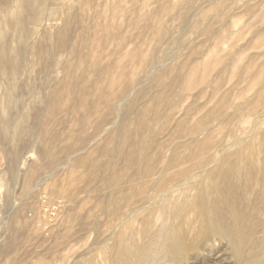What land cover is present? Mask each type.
Masks as SVG:
<instances>
[{
    "label": "rangeland",
    "instance_id": "obj_1",
    "mask_svg": "<svg viewBox=\"0 0 264 264\" xmlns=\"http://www.w3.org/2000/svg\"><path fill=\"white\" fill-rule=\"evenodd\" d=\"M0 31V264H264V0H0Z\"/></svg>",
    "mask_w": 264,
    "mask_h": 264
},
{
    "label": "bare ground",
    "instance_id": "obj_2",
    "mask_svg": "<svg viewBox=\"0 0 264 264\" xmlns=\"http://www.w3.org/2000/svg\"><path fill=\"white\" fill-rule=\"evenodd\" d=\"M8 1V0H7ZM17 2H19V4H21L22 6H26L27 3H30L31 0H17ZM106 20V19H105ZM139 26V25H138ZM19 27L18 30L20 31L21 29H23L22 26H17ZM11 51H12V40L9 36L3 34L2 31H0V73H3L5 75H11L12 73L15 72V68H14V62L11 60ZM22 52V51H21ZM85 52V51H84ZM86 54V53H85ZM131 55V60L132 59V52L129 54ZM100 59V58H99ZM19 68V67H18ZM114 71V70H112ZM116 72V71H115ZM121 72V71H120ZM122 75V74H121ZM117 76V75H116ZM119 76V75H118ZM123 76V75H122ZM111 82V81H110ZM113 83V82H112ZM114 84V83H113ZM0 122H2L3 124H5V120L2 118V116H0ZM5 128H7L6 124H5ZM48 128V127H47ZM8 129V128H7ZM6 129V130H7ZM6 133V131H5ZM65 134V133H64ZM9 136V134H8ZM248 137H250L249 135H247ZM14 137V135H13ZM64 137V136H63ZM52 139V138H51ZM65 140V139H64ZM74 154V153H73ZM71 163V162H70ZM30 169V168H29ZM76 169V168H75ZM33 177V175L31 176ZM29 178V177H28ZM214 184V183H213ZM216 184V183H215ZM72 186V185H71ZM75 186V185H74ZM77 186V185H76ZM80 186V185H79ZM124 189V188H123ZM214 189V188H213ZM70 189H63L61 191L62 194H68L70 193L69 191ZM217 190V189H216ZM91 192V191H90ZM219 192V191H218ZM218 197V195H217ZM216 197V198H217ZM219 199V198H217ZM216 199V200H217ZM228 202V201H227ZM226 203V202H225ZM218 207V206H216ZM222 214H224L222 212ZM223 218V215H221ZM227 218V217H226ZM225 226V225H224Z\"/></svg>",
    "mask_w": 264,
    "mask_h": 264
}]
</instances>
